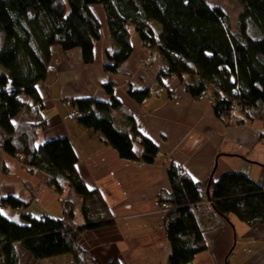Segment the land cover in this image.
<instances>
[{
    "label": "trees",
    "instance_id": "obj_1",
    "mask_svg": "<svg viewBox=\"0 0 264 264\" xmlns=\"http://www.w3.org/2000/svg\"><path fill=\"white\" fill-rule=\"evenodd\" d=\"M238 1L242 12L233 33L224 11L210 7L207 0H0V152L46 175L56 194L62 195L66 187L82 200L80 227L69 201L62 202L63 217L56 219L34 217L27 212L29 204L13 196L0 198V264H19L18 246L38 262L69 255V264H96L77 246V239L83 232L113 225L99 191L79 178L69 140L35 146L38 129L45 128L37 86L47 78L52 49L79 50L84 64H92L102 28L94 8L100 7L112 45L105 72L117 74L129 59L134 31L146 52L164 62L158 80L178 79L193 98L210 93L214 115L226 126L242 123L236 115L264 122V0ZM104 89L109 103L71 101L77 122L100 133L125 161L138 160L133 143L139 137L141 161L152 163L157 148L135 131L132 118L113 96V84ZM127 95L142 103L150 90L129 88ZM116 113L130 131L118 126ZM167 174L172 191L157 201L170 207L165 223L167 264H193L205 249L198 215L204 196L217 216L232 215L248 226L264 222V190L244 174L223 175L212 182L208 196L176 166L170 165ZM1 210L21 212L20 222L10 221ZM109 264L122 263L113 259Z\"/></svg>",
    "mask_w": 264,
    "mask_h": 264
},
{
    "label": "crops",
    "instance_id": "obj_2",
    "mask_svg": "<svg viewBox=\"0 0 264 264\" xmlns=\"http://www.w3.org/2000/svg\"><path fill=\"white\" fill-rule=\"evenodd\" d=\"M95 8L102 28L92 64H84L79 50L52 49L47 78L37 86L45 128L38 129L35 146L68 139L77 156L79 178L87 188L101 194L113 225L83 232L77 239V246L88 252L96 264H109L113 259L122 264H167V213L155 204L172 191L169 166H176L200 184L204 194L209 182L228 173L244 174L264 190V122L245 121L236 115L242 123L226 126L215 117L210 101L191 97L178 79L158 80L164 62L154 57L151 65L145 63L147 52L134 31L130 35L129 59L117 74L105 72L106 53L112 51V45L103 11ZM109 83L114 86L113 96L132 118L135 131L157 148L152 163L141 161L139 137L133 143L138 160L125 161L100 133L81 127L77 118H68L69 100L109 103L104 89ZM129 88L149 89L150 96L137 103L127 95ZM114 117L121 129L130 131L121 123L119 114ZM19 120L20 117L16 124ZM6 196L29 204L27 212L34 217L47 215L56 219L63 217L62 202L69 201L75 207V224L82 225L79 196L66 187L62 195L56 194L46 175L23 167L1 151L0 198ZM209 206L204 196L198 215L205 249L195 256L193 264H264V222L248 226L232 215L217 216ZM19 214L14 215L18 218ZM17 252L19 264L72 262L69 255L38 262L21 246Z\"/></svg>",
    "mask_w": 264,
    "mask_h": 264
},
{
    "label": "rangeland",
    "instance_id": "obj_3",
    "mask_svg": "<svg viewBox=\"0 0 264 264\" xmlns=\"http://www.w3.org/2000/svg\"><path fill=\"white\" fill-rule=\"evenodd\" d=\"M64 1H65V3H67V0H64ZM207 4L210 7H218L220 9H222L228 17L230 30L233 33H235L237 31L238 18H239L240 13L242 12V8H241L238 0H207ZM95 12L100 13V10L98 8H95ZM147 57H148V55H146V58ZM153 58L154 57H151L149 62H147V60H145V63L147 65H151L153 62L152 61ZM208 94H210V93H208ZM208 94L203 95L201 97H202V99H206L212 103V98ZM17 163H19V162H17ZM19 164H21V163H19ZM66 197H67V194H64L63 198L66 199ZM1 212H2V215H4V216L7 215L9 217L8 219L10 221L15 222V223L20 222V217H19L20 214L18 215V218L16 217L17 215H14V214H17L16 211L1 210ZM79 218H81L80 214H79Z\"/></svg>",
    "mask_w": 264,
    "mask_h": 264
},
{
    "label": "built area",
    "instance_id": "obj_4",
    "mask_svg": "<svg viewBox=\"0 0 264 264\" xmlns=\"http://www.w3.org/2000/svg\"><path fill=\"white\" fill-rule=\"evenodd\" d=\"M147 55H148V57L146 58L147 62L150 61L151 57H157L156 53H151L150 52V53H147ZM200 99H202V97H200ZM66 104H67V106L72 108V102L70 100L67 101ZM77 116H78V112L76 111V109H71V111L68 114V118L69 119H75ZM155 205L161 212L167 213L169 211V209H170V207L167 204H165V203L160 204V203L156 202Z\"/></svg>",
    "mask_w": 264,
    "mask_h": 264
},
{
    "label": "water",
    "instance_id": "obj_5",
    "mask_svg": "<svg viewBox=\"0 0 264 264\" xmlns=\"http://www.w3.org/2000/svg\"><path fill=\"white\" fill-rule=\"evenodd\" d=\"M210 184H211V182H209L208 185H207V187H206V195H207V196H208V192H209Z\"/></svg>",
    "mask_w": 264,
    "mask_h": 264
}]
</instances>
